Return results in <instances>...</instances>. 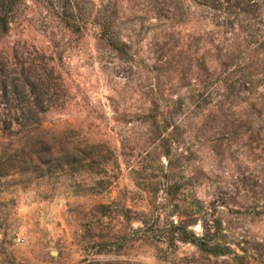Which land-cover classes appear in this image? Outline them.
Returning a JSON list of instances; mask_svg holds the SVG:
<instances>
[{
  "label": "rangeland",
  "instance_id": "obj_1",
  "mask_svg": "<svg viewBox=\"0 0 264 264\" xmlns=\"http://www.w3.org/2000/svg\"><path fill=\"white\" fill-rule=\"evenodd\" d=\"M205 12L194 0H20L0 62L48 104L35 126L0 124V264H227L168 237L181 219L264 243V49Z\"/></svg>",
  "mask_w": 264,
  "mask_h": 264
},
{
  "label": "trees",
  "instance_id": "obj_2",
  "mask_svg": "<svg viewBox=\"0 0 264 264\" xmlns=\"http://www.w3.org/2000/svg\"><path fill=\"white\" fill-rule=\"evenodd\" d=\"M157 5L170 2V0H156ZM205 9L203 17L210 18L212 22L219 28H233L237 22L244 32H247L248 47L256 46L264 49V0H194ZM20 0H0V31L8 33L12 18L16 15L15 10ZM163 17H170V10L166 7H160ZM166 13V14H164ZM105 22V24H104ZM94 23L103 27L102 37L108 43L121 53H125L124 45L120 44L116 35L111 31L110 23L106 25V21L94 20ZM260 32V33H259ZM262 33V35H260ZM261 36V39L259 38ZM263 37V38H262ZM206 66V65H205ZM36 80L30 77L26 72L13 73L8 69L7 64L0 62V110L3 105L13 106L22 110L16 117L7 118L0 112V124L4 131L12 129L15 122L23 126L32 127L40 122V119L35 112L37 109L46 111V102L44 91L39 92ZM37 91L39 93H37ZM37 93V94H36ZM42 109V110H41ZM171 149L167 150V157L170 156ZM171 163V160L169 159ZM172 164V163H171ZM168 193H176L179 188L168 186ZM195 220L181 219L178 222H172L170 228H167L168 237L171 235L182 242L193 243L202 251L214 255L216 257L225 256L228 259L224 260L227 264H253V257L256 256V251L263 249L264 243L257 242L252 250L243 242H232L226 239L227 235L219 234L220 228L217 231H207L202 235H198L190 228ZM223 233V232H221ZM171 238V237H170ZM259 245L261 248H259ZM255 253L254 256L252 253ZM91 264H101L91 263Z\"/></svg>",
  "mask_w": 264,
  "mask_h": 264
},
{
  "label": "water",
  "instance_id": "obj_3",
  "mask_svg": "<svg viewBox=\"0 0 264 264\" xmlns=\"http://www.w3.org/2000/svg\"><path fill=\"white\" fill-rule=\"evenodd\" d=\"M54 253H56V251H54Z\"/></svg>",
  "mask_w": 264,
  "mask_h": 264
}]
</instances>
